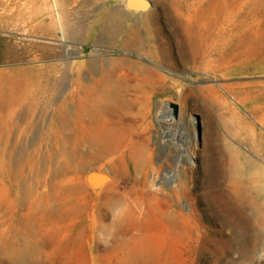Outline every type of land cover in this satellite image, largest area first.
<instances>
[{"label": "rangeland", "instance_id": "1", "mask_svg": "<svg viewBox=\"0 0 264 264\" xmlns=\"http://www.w3.org/2000/svg\"><path fill=\"white\" fill-rule=\"evenodd\" d=\"M126 1L0 0V69L67 61L66 80L74 79L80 93L88 74L86 60L89 58L103 57L108 62L126 56L129 60L150 61L143 50L122 42L124 32L111 41L98 35L102 21L112 8L116 5L126 8ZM146 1L150 5L146 10L157 7V0ZM203 1L206 4L214 2L218 10L221 9L212 11L210 17L217 16L226 21L224 24L228 27L234 26L235 22V33L264 36V23L249 21L251 5L264 0ZM180 5L186 14H195L196 8L192 4L191 7L184 2ZM64 8L71 9L77 19L84 21L85 37L82 40L66 38L61 22L56 24L55 35L47 32V24L36 25L43 16ZM56 17L58 14L55 15L58 21ZM214 33L222 35L224 31L215 28ZM12 45L17 50L32 49L37 54L50 46L62 54L52 59L41 55L35 59L29 56L14 60L7 57V53H12ZM221 48L222 45L218 50ZM107 62L100 63L99 69L106 67ZM166 69L181 84H167L163 91L155 94L148 110H136L126 122L143 148L139 168H123L117 159L120 150L105 152L106 156L94 169L109 175L107 183L93 177L88 180L94 169L73 168L69 174L62 170L49 177V171L63 160L60 143L67 128L65 121H59L57 117L64 110L55 99L42 101L35 108L29 103L16 106V117L9 122L10 127L13 124L8 130L9 138L16 146L15 152L23 159L29 177L36 181L38 194L57 193L55 185H77L86 191L80 199L83 208L68 214L60 212L56 227L61 236L74 235L75 250L70 252L59 246L44 264H262L264 187H259L257 181L264 185V134H261L264 126L253 119L254 133L243 128L244 137L236 141L233 139L234 128L225 118L217 116L209 131L207 115L197 106L189 90L193 85L209 84H223L226 88L240 77L238 74H220L218 68V72L192 67L167 66ZM136 72L132 71L128 77H137ZM53 74L56 82L62 71L53 70ZM54 89L57 92L51 96L61 99L68 97L72 90L69 85H56ZM181 91L184 102L179 94ZM225 94L238 105L235 97ZM172 102L180 105L178 117L173 116ZM230 111L228 115L233 116ZM195 113H199L202 120L201 137ZM6 123L8 126V121ZM231 140L241 155L234 176L226 153V143ZM2 148L0 143V151ZM2 158L0 152V173L3 172ZM9 159L12 162V158ZM67 176L72 180H67ZM7 183L11 197H15L19 192L17 183L10 179ZM175 187L177 192H173ZM4 195L3 199L6 198ZM71 198L63 196L59 203L69 205ZM101 206L107 212L102 216L99 214ZM24 211L11 205L4 217L12 219ZM94 211L97 213L91 214ZM177 223L182 231L179 239ZM102 225L105 231L100 227ZM5 227L1 226V229ZM177 240L180 241L179 249Z\"/></svg>", "mask_w": 264, "mask_h": 264}, {"label": "bare ground", "instance_id": "2", "mask_svg": "<svg viewBox=\"0 0 264 264\" xmlns=\"http://www.w3.org/2000/svg\"><path fill=\"white\" fill-rule=\"evenodd\" d=\"M183 2L196 8L194 15L186 14L179 7ZM125 5L126 8L119 5L112 8L109 16L102 21L98 35L111 41L120 32H124L122 42L143 50L150 61L129 60L126 56L110 59L108 62L103 57L89 58L86 60L88 74L84 77L80 93L75 88L74 79L66 80L69 63L67 61L64 64L48 62L43 65L0 69V108L4 109V112L0 109V143L3 144V151H0L3 157V172L0 173V264H44L51 259L59 246L73 252L76 248L72 244L74 235L61 236L56 227L62 214L60 212L65 211L68 214L83 208L80 199L81 195L86 193L84 188L77 185H55L57 193L44 196L38 194L36 181L29 177L24 161L22 162L21 156L15 152L16 146L9 138L8 130L13 126L11 123L10 127L9 122H13L16 117V106L29 103L31 108H35L42 101L55 99L64 110L57 117L59 121H65L67 128V134H64L60 143L63 160L56 164L55 169L49 171V177L62 170L69 174L73 168L94 169L97 162L106 156L105 152L115 150H120L117 159L123 168L137 170L144 156L143 148L133 137L126 122L131 120V114H135L136 110H148L155 94L163 91L167 84H181V81L166 69L167 66L216 71L218 68L220 74L225 73L223 66H226V69L233 67V71L238 73L245 69L242 68V63L250 57L248 49L252 47L249 45L252 38L245 33H235V22L234 26L228 27L224 24L226 21L217 16L210 17L212 11L218 10L214 2L206 4L203 0H157V7L151 10H146L150 6L146 0H127ZM56 14L58 21L55 19ZM74 14L71 9H58L57 13L42 15L41 21L36 25L47 24V32L55 35L56 24L61 22L65 37L79 41L85 37V23ZM36 18H39V13ZM215 28L223 29L224 33L215 34ZM261 41L263 40L258 38L254 40V46L257 48L255 54L263 48ZM221 45V50H218ZM12 47V53H7V57L14 60L26 59L29 56L35 59L41 55L52 59L53 56L62 54L60 50L50 46L40 54L32 49L17 50L14 45ZM103 61L107 62V66L99 69V64ZM59 69L62 75L54 82L53 70ZM134 70L138 75L130 79L128 76ZM56 85H69L72 89L69 96L65 99L51 96L57 92L54 89ZM222 85H193L189 90L197 106L207 115L209 131L213 122H216L215 117L225 118L235 130L233 139L240 141L244 137L242 129H252L254 126L250 122L245 124L248 119L240 117L236 102L226 96L225 92L241 103L248 93L246 84L237 80L226 85V88ZM179 94L184 102V93L181 91ZM229 110L233 116L228 115ZM251 137L253 138V135ZM232 141L226 143V153L230 172L234 176L241 155ZM9 158H12V162ZM93 171L88 180L93 177L109 182V175L104 171L97 168ZM9 179L18 185L19 192L15 197L10 195L11 188L7 183ZM67 180H72V177L67 176ZM257 184L264 187L260 181H257ZM177 191L178 188L175 187L173 192ZM59 193H62L64 198H74L70 199L69 205L61 204L59 202L63 196H59ZM11 205L26 211L12 219L4 217ZM96 213L94 211L91 214ZM105 213L107 212L103 207H99V214L102 216ZM14 219L18 221L15 222ZM1 226L6 227L1 229ZM100 227L105 231L103 225ZM176 227L179 239L182 231L178 223Z\"/></svg>", "mask_w": 264, "mask_h": 264}, {"label": "crops", "instance_id": "3", "mask_svg": "<svg viewBox=\"0 0 264 264\" xmlns=\"http://www.w3.org/2000/svg\"><path fill=\"white\" fill-rule=\"evenodd\" d=\"M249 21L254 24L264 23V2L256 1L255 5H251ZM249 37L252 38L249 43L252 47L256 45L254 40L257 38L263 40L261 41L263 48L258 50V55L254 53L255 49H257L256 46L250 47L248 49L250 57L242 63V68L245 67L244 71L238 73L233 71V67L232 69H226V66L223 67V71L225 72L224 75L238 74L240 77L238 81L241 80L246 84L248 93L244 96V101L238 103L237 107L240 117L248 119L245 124L250 122L254 126L252 129L251 127L244 128L248 130V133H254L253 129L256 128L253 119L258 121V125L264 126V36L256 37L254 34L249 33ZM261 134H264V132Z\"/></svg>", "mask_w": 264, "mask_h": 264}, {"label": "water", "instance_id": "4", "mask_svg": "<svg viewBox=\"0 0 264 264\" xmlns=\"http://www.w3.org/2000/svg\"><path fill=\"white\" fill-rule=\"evenodd\" d=\"M173 107H174V113H173V116L174 117H178L179 115V108H180V105L178 102H172L170 103ZM194 116L197 118V125H198V130H199V135L200 137L202 136V126H201V117L199 115V113H195Z\"/></svg>", "mask_w": 264, "mask_h": 264}]
</instances>
